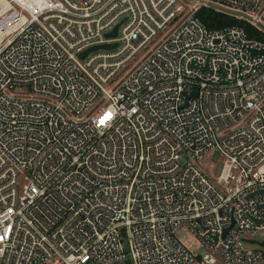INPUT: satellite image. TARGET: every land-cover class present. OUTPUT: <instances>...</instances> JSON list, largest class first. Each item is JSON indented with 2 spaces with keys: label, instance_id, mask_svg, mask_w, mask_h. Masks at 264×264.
<instances>
[{
  "label": "built area",
  "instance_id": "built-area-1",
  "mask_svg": "<svg viewBox=\"0 0 264 264\" xmlns=\"http://www.w3.org/2000/svg\"><path fill=\"white\" fill-rule=\"evenodd\" d=\"M183 228L264 259V0H0V264H192Z\"/></svg>",
  "mask_w": 264,
  "mask_h": 264
},
{
  "label": "rangeland",
  "instance_id": "rangeland-1",
  "mask_svg": "<svg viewBox=\"0 0 264 264\" xmlns=\"http://www.w3.org/2000/svg\"><path fill=\"white\" fill-rule=\"evenodd\" d=\"M224 158L217 150L212 149L207 151L199 161V166L205 170L208 174L212 173L217 175L220 171V168L223 164ZM177 238L188 247L195 256L194 263L200 264L198 258L201 257L207 250L202 244L199 237L189 229L183 228L179 230L176 234ZM248 238L252 239L251 241H243V246L245 248H262L264 250V233L263 232H254L247 235ZM218 262L221 263V258L217 253ZM264 264V259L258 263Z\"/></svg>",
  "mask_w": 264,
  "mask_h": 264
},
{
  "label": "trees",
  "instance_id": "trees-1",
  "mask_svg": "<svg viewBox=\"0 0 264 264\" xmlns=\"http://www.w3.org/2000/svg\"><path fill=\"white\" fill-rule=\"evenodd\" d=\"M196 16L208 27V28H220L226 25L237 24L247 31V33L256 38H263L261 32L253 27L246 21L236 19L235 17L226 13L216 11L210 7H201Z\"/></svg>",
  "mask_w": 264,
  "mask_h": 264
},
{
  "label": "water",
  "instance_id": "water-1",
  "mask_svg": "<svg viewBox=\"0 0 264 264\" xmlns=\"http://www.w3.org/2000/svg\"><path fill=\"white\" fill-rule=\"evenodd\" d=\"M116 30H117V26L114 28V30H113L112 32L108 33L107 35H108V36H114V35H116ZM115 45H116V43H112V44H104V45H101V46H93V47H90L89 49L83 51L80 55H81V56H84L87 52H89V51H91V50H94V49H96V48H98V47H101V48H105V49H107V48H112V47H114ZM194 95H195V94H193L192 96H194ZM126 264H130V261H129V260H126Z\"/></svg>",
  "mask_w": 264,
  "mask_h": 264
},
{
  "label": "snow or ice",
  "instance_id": "snow-or-ice-1",
  "mask_svg": "<svg viewBox=\"0 0 264 264\" xmlns=\"http://www.w3.org/2000/svg\"><path fill=\"white\" fill-rule=\"evenodd\" d=\"M107 118H110V113L104 119H107ZM104 119H102L100 122L103 123Z\"/></svg>",
  "mask_w": 264,
  "mask_h": 264
}]
</instances>
